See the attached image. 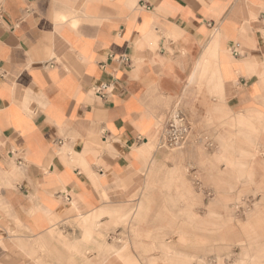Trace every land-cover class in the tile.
<instances>
[{"label":"crops","instance_id":"1","mask_svg":"<svg viewBox=\"0 0 264 264\" xmlns=\"http://www.w3.org/2000/svg\"><path fill=\"white\" fill-rule=\"evenodd\" d=\"M177 107L193 140L254 121L264 152V0H0V264H203L168 252L200 236L167 182Z\"/></svg>","mask_w":264,"mask_h":264},{"label":"rangeland","instance_id":"2","mask_svg":"<svg viewBox=\"0 0 264 264\" xmlns=\"http://www.w3.org/2000/svg\"><path fill=\"white\" fill-rule=\"evenodd\" d=\"M188 122L191 130L186 143L178 149L165 148L179 155L180 159L171 163L179 167L181 173L168 175L167 182L188 186L187 200H192L194 207L180 209V214L189 221L192 215L199 216L200 236L194 240L170 239L168 252L174 253L183 247L189 251L197 249L203 256V264H264V206L260 202L264 198V168L261 164V161L264 163V152L256 144L258 130L255 122L248 121L246 127H240L239 121L233 122L228 129L230 138L224 136L223 126L211 127L215 132L209 131L216 143L206 140L207 136L193 140L194 129L189 119ZM193 154L199 157L197 161ZM227 154L232 156L230 161L226 160L230 173L224 174L219 166L224 164L223 157ZM240 155L241 159L235 158ZM223 187L229 189L228 195L220 192ZM167 215L174 217L173 209H168ZM224 231L226 239H210L214 233L216 237H222ZM128 242L125 241L124 245ZM171 264H175V259Z\"/></svg>","mask_w":264,"mask_h":264},{"label":"built area","instance_id":"3","mask_svg":"<svg viewBox=\"0 0 264 264\" xmlns=\"http://www.w3.org/2000/svg\"><path fill=\"white\" fill-rule=\"evenodd\" d=\"M118 61L125 67L131 66V60L126 55L119 57ZM111 88L112 84L110 82H102L96 88V95L101 98H106L110 95ZM165 126L162 147L167 149H178L182 147L186 143V140H188L189 131L191 130L184 111L179 107L173 109L168 116Z\"/></svg>","mask_w":264,"mask_h":264},{"label":"bare ground","instance_id":"4","mask_svg":"<svg viewBox=\"0 0 264 264\" xmlns=\"http://www.w3.org/2000/svg\"><path fill=\"white\" fill-rule=\"evenodd\" d=\"M250 129H251V128H250ZM252 130H253V129H252ZM254 131H255V129H254ZM255 132H256V131H255ZM255 134H256V133H255ZM246 136H247V135H246ZM248 136H250V135H248ZM250 138H251V137H250ZM250 138H249V139H250ZM253 138H254V137H253ZM253 138H252V139H253ZM249 139H248V140H249ZM244 140L247 141V139H244ZM242 141H243V139H242ZM247 142H248V141H247ZM251 142H252V141H251ZM243 144H245V143H243ZM251 145H252V144H251ZM249 146H250V145H249ZM247 148H248V147H247ZM183 173H184V172H183ZM184 176H185V175H184ZM172 247H173V246H172Z\"/></svg>","mask_w":264,"mask_h":264}]
</instances>
